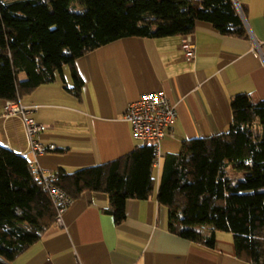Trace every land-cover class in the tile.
<instances>
[{
    "label": "trees",
    "instance_id": "trees-1",
    "mask_svg": "<svg viewBox=\"0 0 264 264\" xmlns=\"http://www.w3.org/2000/svg\"><path fill=\"white\" fill-rule=\"evenodd\" d=\"M198 21L249 37L235 0H0V105L55 81L65 65L76 80L69 89L79 94V57L123 37L189 35ZM231 110L227 131L184 140L160 178L155 144L144 142L106 163L61 167L55 184L73 199L107 193L117 223L130 200L157 195L170 232L210 247L218 232H230L238 258L264 264V99L238 94ZM41 176L27 155L0 142V264L13 263L55 222Z\"/></svg>",
    "mask_w": 264,
    "mask_h": 264
},
{
    "label": "crops",
    "instance_id": "crops-1",
    "mask_svg": "<svg viewBox=\"0 0 264 264\" xmlns=\"http://www.w3.org/2000/svg\"><path fill=\"white\" fill-rule=\"evenodd\" d=\"M249 37L224 35L210 22L198 21L189 35L159 38L129 36L107 43L65 66L55 81L21 98L37 105L30 113L49 127L39 141L55 150L34 155L21 116L4 117L0 105V142L25 154L44 172L55 173L106 163L143 144L124 120L141 95L164 92L177 117L160 141L161 166L180 152L186 139L225 132L233 120L231 100L238 94L264 99V0H238ZM242 9V8H241ZM189 38L196 57L189 61L182 44ZM259 44V48L257 47ZM107 193L74 198L63 213L65 227L53 226L11 264H246L237 257L232 233L218 232L210 247L169 230L168 208L157 195L128 202L117 223L107 211Z\"/></svg>",
    "mask_w": 264,
    "mask_h": 264
},
{
    "label": "built area",
    "instance_id": "built-area-1",
    "mask_svg": "<svg viewBox=\"0 0 264 264\" xmlns=\"http://www.w3.org/2000/svg\"><path fill=\"white\" fill-rule=\"evenodd\" d=\"M239 9L243 13L240 6ZM182 47L185 51L187 60H194L196 57L195 44L187 38L184 40ZM256 48H259L258 43ZM37 108V105H24L19 97L16 100L5 101L2 111V115L7 118L12 116L22 117L25 123L30 149L35 156L45 153L48 150L56 149L54 144L45 146L38 139L39 133L46 130L49 126L44 123H38L30 116V113L37 110ZM176 117V105L173 104L162 91H152L141 95L138 100L129 105L124 115V120L132 124L133 134L136 139L143 142H153L155 144L157 149L156 166L160 167L162 164L160 141L166 135L167 127ZM41 174L42 176L40 179L44 187L49 191L57 208L54 226L60 228L65 227L63 213L72 203L73 198L55 184V173L41 170Z\"/></svg>",
    "mask_w": 264,
    "mask_h": 264
},
{
    "label": "rangeland",
    "instance_id": "rangeland-1",
    "mask_svg": "<svg viewBox=\"0 0 264 264\" xmlns=\"http://www.w3.org/2000/svg\"><path fill=\"white\" fill-rule=\"evenodd\" d=\"M65 68L67 69V73L68 74H70V70H68V66L67 65H65ZM58 77H59V79L61 78V76H60V73H58ZM207 228H209L208 226H199L198 227V229H201V230H203V231H205V230H208ZM228 233H230V232H228ZM225 234H227V232H225Z\"/></svg>",
    "mask_w": 264,
    "mask_h": 264
},
{
    "label": "water",
    "instance_id": "water-1",
    "mask_svg": "<svg viewBox=\"0 0 264 264\" xmlns=\"http://www.w3.org/2000/svg\"><path fill=\"white\" fill-rule=\"evenodd\" d=\"M235 2H236V4H237V6L239 7V6H240V4H239L238 0H235Z\"/></svg>",
    "mask_w": 264,
    "mask_h": 264
}]
</instances>
